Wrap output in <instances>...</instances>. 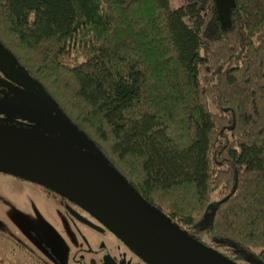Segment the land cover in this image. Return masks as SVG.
I'll list each match as a JSON object with an SVG mask.
<instances>
[{
  "label": "trees",
  "instance_id": "trees-1",
  "mask_svg": "<svg viewBox=\"0 0 264 264\" xmlns=\"http://www.w3.org/2000/svg\"><path fill=\"white\" fill-rule=\"evenodd\" d=\"M232 2L222 27L216 0H0V51L36 84L0 75L2 117L42 93L149 208L264 264V0Z\"/></svg>",
  "mask_w": 264,
  "mask_h": 264
},
{
  "label": "rangeland",
  "instance_id": "rangeland-1",
  "mask_svg": "<svg viewBox=\"0 0 264 264\" xmlns=\"http://www.w3.org/2000/svg\"><path fill=\"white\" fill-rule=\"evenodd\" d=\"M169 1L171 5L178 3ZM216 1L220 25L226 27L233 2ZM0 73L10 76L1 62ZM16 87L23 93L9 111L17 122L14 127L103 162L71 122L57 109L50 112L46 108L42 93L23 83ZM12 103L0 102L2 116ZM69 195L74 197L68 188L31 171L0 168V264H147L106 227L93 226L76 217L74 211L90 221L80 206L73 204V208L67 200ZM240 264L253 263L248 258Z\"/></svg>",
  "mask_w": 264,
  "mask_h": 264
},
{
  "label": "water",
  "instance_id": "water-1",
  "mask_svg": "<svg viewBox=\"0 0 264 264\" xmlns=\"http://www.w3.org/2000/svg\"><path fill=\"white\" fill-rule=\"evenodd\" d=\"M15 68L24 84L36 86L20 66ZM0 166L31 171L92 202L104 211L105 223L151 264H238L149 208L104 163L61 147L55 141H46L36 133L0 127ZM82 202L87 204L85 200Z\"/></svg>",
  "mask_w": 264,
  "mask_h": 264
},
{
  "label": "flooded vegetation",
  "instance_id": "flooded-vegetation-1",
  "mask_svg": "<svg viewBox=\"0 0 264 264\" xmlns=\"http://www.w3.org/2000/svg\"><path fill=\"white\" fill-rule=\"evenodd\" d=\"M0 62H1V64H2V67H6L7 69H9V73L12 75V74H14V71H16V68H15V65L12 63V62H10L7 58H6V55L3 53V52H1L0 51ZM0 75H2L1 73H0ZM10 75V76H11ZM9 76V77H10ZM13 76V75H12ZM10 81H11V79H9ZM4 83H6L7 84V86L8 87H11V86H13V82L11 83V82H9V81H6V80H4V79H1L0 78V84H4ZM9 99V98H8ZM10 99H13V97H11ZM4 99H0V102H2ZM5 122H4V119H3V117H2V114H0V127L1 128H9V126L8 125H5L4 124ZM2 124V125H1ZM2 126H4V127H2ZM140 195V194H139ZM74 203H72V206H73V208H75L74 207V205H73ZM76 205V204H75ZM74 210V209H73ZM77 212V211H76ZM78 213V212H77ZM75 214V213H74ZM80 214V213H79ZM81 215V214H80ZM89 215V214H88ZM76 216V215H75ZM83 216V215H82ZM77 217V216H76ZM84 217V216H83ZM87 217V216H86ZM89 219H90V221L93 223V224H90V225H95V226H99V225H101V223L100 222H103L104 223V215H102V216H100V220H98V219H96V218H94V217H92L91 215H89V217H88ZM96 220V222L94 221V220ZM89 224V223H88ZM102 227H104L103 225H101ZM120 239V238H119ZM122 242H123V244H125L135 255H137L139 258H140V256L137 254V253H139L136 249V251H137V253L131 248V247H129L122 239H120ZM131 246V245H130ZM141 260H143L142 258H140ZM144 261V260H143ZM146 262V261H145ZM147 263V262H146ZM148 264V263H147Z\"/></svg>",
  "mask_w": 264,
  "mask_h": 264
}]
</instances>
